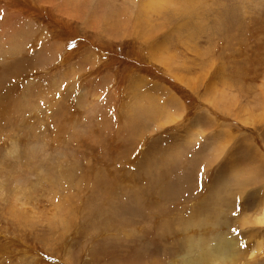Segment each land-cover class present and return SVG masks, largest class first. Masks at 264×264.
Wrapping results in <instances>:
<instances>
[{
    "label": "rangeland",
    "instance_id": "1",
    "mask_svg": "<svg viewBox=\"0 0 264 264\" xmlns=\"http://www.w3.org/2000/svg\"><path fill=\"white\" fill-rule=\"evenodd\" d=\"M216 263L264 264V0H0V264Z\"/></svg>",
    "mask_w": 264,
    "mask_h": 264
},
{
    "label": "bare ground",
    "instance_id": "2",
    "mask_svg": "<svg viewBox=\"0 0 264 264\" xmlns=\"http://www.w3.org/2000/svg\"><path fill=\"white\" fill-rule=\"evenodd\" d=\"M228 241H229V240H228ZM211 243H212V242H211ZM216 243H217V242H216ZM213 245H214V244H213ZM217 245H218V243H217ZM228 245H229V244H228ZM208 246H209V245H208ZM213 247H214V246H213ZM213 247H212V248H213ZM222 247H223V246H218V247H217L218 253H221V251H222L223 249H222V250H220V249H221ZM209 248H210V247H209ZM226 248H228V247L225 246L224 249H226ZM206 249H207V248H206ZM215 250H216V249H215ZM205 251H206V250H205ZM213 251H214V250H213ZM229 251H230V250H229ZM208 252H209V251L207 250V254H208ZM212 253H213V252H212ZM228 254H230V253H228ZM207 256H208V255H207ZM216 256H217V255H216ZM224 256H225V255H224ZM211 257H213V256H211ZM221 257H222V256H221ZM211 259H213V258H211ZM208 260H209V259H208ZM216 261H217V260H216ZM230 261H231V260H230ZM216 264H217V263H216ZM224 264H225V263H224Z\"/></svg>",
    "mask_w": 264,
    "mask_h": 264
}]
</instances>
